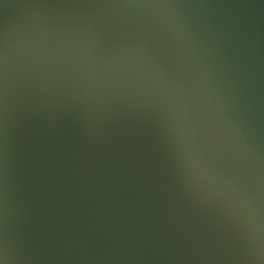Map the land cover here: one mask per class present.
<instances>
[{
  "label": "water",
  "instance_id": "95a60500",
  "mask_svg": "<svg viewBox=\"0 0 264 264\" xmlns=\"http://www.w3.org/2000/svg\"><path fill=\"white\" fill-rule=\"evenodd\" d=\"M264 0H0L3 264H264Z\"/></svg>",
  "mask_w": 264,
  "mask_h": 264
},
{
  "label": "clouds",
  "instance_id": "9594fccd",
  "mask_svg": "<svg viewBox=\"0 0 264 264\" xmlns=\"http://www.w3.org/2000/svg\"><path fill=\"white\" fill-rule=\"evenodd\" d=\"M239 208L242 212H247L248 214L250 233L252 234L257 247L264 249V222L260 220L258 213L251 208V206L245 205L241 202ZM0 264H3V262L0 261Z\"/></svg>",
  "mask_w": 264,
  "mask_h": 264
}]
</instances>
